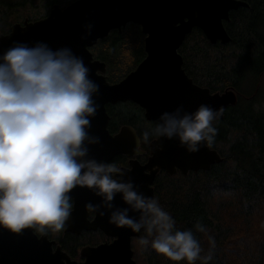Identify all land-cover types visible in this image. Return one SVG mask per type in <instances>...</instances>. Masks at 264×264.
<instances>
[{
  "label": "water",
  "instance_id": "obj_1",
  "mask_svg": "<svg viewBox=\"0 0 264 264\" xmlns=\"http://www.w3.org/2000/svg\"><path fill=\"white\" fill-rule=\"evenodd\" d=\"M242 6L249 4L244 0H74L65 7L55 4L44 18L14 24L9 33L0 35V56L14 41L26 42L29 47L42 42L53 50L68 47L80 56L89 68V78L98 85L92 96L98 107L88 117L90 123L85 129V158L109 162L117 155L128 156L129 166L112 173V177L131 181L134 190L155 197L153 183L161 171L170 175L177 171L184 175L208 171L222 163L224 157L203 141L197 151L190 152L178 136L168 138L159 134L150 142L147 161L141 163L134 158L144 154L137 131L123 125L112 133L107 105L132 101L144 110L146 120L163 124L162 113L178 109V114L183 115L205 103L213 109L222 107L218 118L222 119L227 107L237 105L238 92L234 88L212 92L196 84L186 73L179 48L194 28L201 29L212 44L230 42L225 22L230 20L231 11ZM130 22L139 25L145 35L146 56L124 78L111 83L106 76V63L95 58L91 47L112 30L121 32ZM69 195L73 207L64 232L80 235L100 229L112 241L82 247L81 259L77 260L47 233L39 236L34 226L19 233L0 227V264H137L132 239L139 237L143 229L136 233L110 222L113 211L129 207L121 194L116 193L112 201L105 202L94 189L77 186ZM89 203L94 206L91 210L86 207ZM128 215L138 217L131 210Z\"/></svg>",
  "mask_w": 264,
  "mask_h": 264
},
{
  "label": "clouds",
  "instance_id": "obj_2",
  "mask_svg": "<svg viewBox=\"0 0 264 264\" xmlns=\"http://www.w3.org/2000/svg\"><path fill=\"white\" fill-rule=\"evenodd\" d=\"M88 73L83 59L68 47L53 50L42 42L29 47L14 41L0 56V227L13 233L33 226L41 233L45 227L60 231L72 208L71 190L86 186L105 202L121 194L129 207L113 211L110 222L136 233L143 229L147 235L140 237L141 246L172 261L206 264L215 248L213 237L208 254L201 257L193 230L177 228L155 197L137 192L131 181L114 179L111 174L119 172L115 164L85 158L88 117L98 107L92 99L98 85ZM222 110L200 103L183 115L178 109L166 111L157 132L178 136L188 151L195 152L200 142L206 147L213 143V121ZM130 210L138 217L128 215ZM194 227L206 231L199 222Z\"/></svg>",
  "mask_w": 264,
  "mask_h": 264
},
{
  "label": "trees",
  "instance_id": "obj_3",
  "mask_svg": "<svg viewBox=\"0 0 264 264\" xmlns=\"http://www.w3.org/2000/svg\"><path fill=\"white\" fill-rule=\"evenodd\" d=\"M40 1L48 9L55 2L66 6L73 0ZM244 1L249 6L231 11L230 20L225 22L230 42L212 44L201 29L194 28L179 48L186 73L196 84L212 92L226 88L238 92L237 105L227 107L224 117L213 121L217 131L210 146L221 153L224 161L208 171L187 175L161 171L153 183L155 198L174 217L176 227L193 230L201 244V257L208 254L209 237L215 239L212 259L206 264H264V108L256 106L260 102L258 84L264 77V0ZM6 6L14 4L0 2V14ZM144 38L141 27L130 22L121 32L112 30L91 47L95 58L106 63L109 82L120 81L145 58ZM249 86L255 93L245 97L242 91ZM107 111L110 131L116 133L123 125L132 126L149 154L150 142L159 135V123L146 120L144 110L132 101L108 104ZM220 144L227 148H220ZM140 160L145 162L147 155ZM110 163L119 169L127 164V158L117 155ZM197 222L206 231H197ZM34 229L42 234L38 226ZM44 232L57 238L73 258H78L82 247L107 239L100 230L79 236L49 227ZM146 235L143 232L132 239L137 264H187L141 246L139 239ZM195 264L205 262L197 260Z\"/></svg>",
  "mask_w": 264,
  "mask_h": 264
},
{
  "label": "flooded vegetation",
  "instance_id": "obj_4",
  "mask_svg": "<svg viewBox=\"0 0 264 264\" xmlns=\"http://www.w3.org/2000/svg\"><path fill=\"white\" fill-rule=\"evenodd\" d=\"M6 2L8 1V2H10V3H13L14 4V2H17L16 4H17V10L18 11H24L25 10V8H26V4H29V1L27 0L26 1V3H25V1L24 0H16V1H12V0H5ZM74 1V0H73ZM0 2L1 3H4V0H0ZM72 2V1H71ZM70 2V3H71ZM25 3V4H24ZM55 4H59L60 6H61V4L60 3H53L52 5H51V7L50 8H48L47 9V13L44 15V16H42V17H39V18H37V17H35V18H31V17H29V16H23L24 15V12L21 14V16H17V17H14V18H12V13H10V14H8V11H10L12 8H14V6H12V7H7L6 6V8H4L3 9V12L2 13H7V17L5 16V18L4 17H1L0 18V35H2V34H7V33H9L10 31H11V29H12V27H13V25L14 24H16V23H21V24H23L26 20L27 21H36V20H38V19H41V18H44V17H46V16H48V14H49V12H50V10L53 8V6L55 5ZM61 7H65V6H61ZM46 9V8H45ZM44 14V13H43ZM42 15V14H41ZM23 17V18H22ZM6 19V20H5ZM121 128V127H120ZM140 148H141V150L144 152V154H138V155H136V156H134V158H136V159H138L141 163H145V162H142L141 160H140V157L141 156H144V155H147V159H148V157H149V155H150V144H149V154L147 153V151L145 150V149H143L142 147H141V145H140ZM123 156H125L126 158H127V164L126 165H122V166H120L119 167V171L123 168V167H128L129 166V160H130V158L128 157V156H126V155H123ZM116 157V156H115ZM114 157V158H115ZM113 158V159H114ZM112 159V160H113ZM111 160V161H112ZM111 161H109V163L111 162ZM71 200H72V207H73V199L72 198H70ZM72 209V208H71ZM70 209V210H71ZM93 218V216H91L90 217V219H92ZM98 230H100V229H98ZM98 230H96V231H98ZM101 231V230H100ZM83 232H91V231H83ZM82 232V233H83ZM102 232V231H101ZM45 233H47L48 234V236L51 238V239H55L56 241H57V243L58 244H60L59 243V241L57 240V238H54L49 232H44V233H42V234H45ZM62 233L64 234L65 232H64V229H62ZM81 233V234H82ZM42 234H40V235H42ZM73 234V233H72ZM39 235V236H40ZM75 235V234H74ZM77 236H79V235H77ZM106 236V235H105ZM107 237V236H106ZM105 241H112V238H108L107 237V239L105 240ZM61 245V244H60ZM62 246V245H61ZM63 249V248H62ZM81 250V249H80ZM66 252V251H65ZM72 257V256H71ZM73 258V257H72ZM73 259H77V260H80L81 259V257H80V252H79V256H78V258H73Z\"/></svg>",
  "mask_w": 264,
  "mask_h": 264
},
{
  "label": "rangeland",
  "instance_id": "obj_5",
  "mask_svg": "<svg viewBox=\"0 0 264 264\" xmlns=\"http://www.w3.org/2000/svg\"><path fill=\"white\" fill-rule=\"evenodd\" d=\"M12 1H16V0H12ZM23 12H24V15L23 16H26L27 15V16H29L31 18H35V17L39 18V17L44 16L48 11H47V9H45L43 7V3L40 0H33L32 4H30V2H29V4H26V8H25L24 11L23 10L22 11H18L17 10V4H16V2H14V8H12L10 11H8V14L12 13L13 14L12 15V18H14V17H17V16H21V14ZM4 15L7 17V13L5 12V13H1L0 14V18L1 17H4L5 18ZM258 86H259V88H258L259 89V91H258L259 93H258L257 98H258V100L260 102L256 106L259 107V108L260 107L261 108H264V77L261 78V80L259 81ZM253 88H254L253 86L252 87L249 86L246 89L244 88L245 91L243 90L242 91V94L245 97H248L249 95H252L253 93H255V91L253 90ZM249 90H253V91L250 92ZM230 141H232V139ZM219 147L220 148H224V149L227 148L226 145H222V144H220Z\"/></svg>",
  "mask_w": 264,
  "mask_h": 264
},
{
  "label": "bare ground",
  "instance_id": "obj_6",
  "mask_svg": "<svg viewBox=\"0 0 264 264\" xmlns=\"http://www.w3.org/2000/svg\"><path fill=\"white\" fill-rule=\"evenodd\" d=\"M243 7V6H242ZM213 148V147H212ZM216 149V148H215Z\"/></svg>",
  "mask_w": 264,
  "mask_h": 264
}]
</instances>
